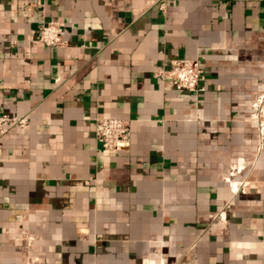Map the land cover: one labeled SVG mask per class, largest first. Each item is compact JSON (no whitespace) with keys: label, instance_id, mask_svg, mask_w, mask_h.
Returning <instances> with one entry per match:
<instances>
[{"label":"crops","instance_id":"1","mask_svg":"<svg viewBox=\"0 0 264 264\" xmlns=\"http://www.w3.org/2000/svg\"><path fill=\"white\" fill-rule=\"evenodd\" d=\"M174 59L200 91L156 77ZM263 91L264 2L0 0V114L26 119L0 134V264H264Z\"/></svg>","mask_w":264,"mask_h":264},{"label":"built area","instance_id":"2","mask_svg":"<svg viewBox=\"0 0 264 264\" xmlns=\"http://www.w3.org/2000/svg\"><path fill=\"white\" fill-rule=\"evenodd\" d=\"M261 3L264 0H257ZM63 26L56 21H48L42 23L35 36V40L47 47H62L65 45L62 39ZM156 77L162 81H169L177 90H185L189 92H198L201 90V69L196 60L193 59H174L167 65H162L156 70ZM264 103V91L260 94L257 101L253 104L256 111L255 118L259 115L263 116L262 104ZM26 119L21 117H9L0 114V134L5 133L11 127H24ZM264 124L258 122V131L263 134ZM94 135L101 143L105 151H118L127 147L129 143V125L126 120L116 118L97 117L94 120ZM232 191L236 193L238 188H242L246 184H239L229 181ZM220 218V217H219Z\"/></svg>","mask_w":264,"mask_h":264}]
</instances>
